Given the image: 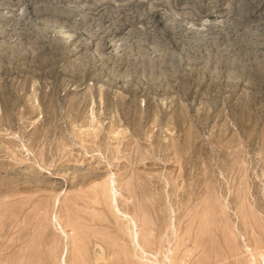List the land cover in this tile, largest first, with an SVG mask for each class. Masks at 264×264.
<instances>
[{"label": "rangeland", "instance_id": "1", "mask_svg": "<svg viewBox=\"0 0 264 264\" xmlns=\"http://www.w3.org/2000/svg\"><path fill=\"white\" fill-rule=\"evenodd\" d=\"M0 45V264H264V0H0Z\"/></svg>", "mask_w": 264, "mask_h": 264}, {"label": "bare ground", "instance_id": "2", "mask_svg": "<svg viewBox=\"0 0 264 264\" xmlns=\"http://www.w3.org/2000/svg\"><path fill=\"white\" fill-rule=\"evenodd\" d=\"M0 46H1V45H0ZM37 65H38V64H37ZM38 66H39V65H38ZM192 70H193V69H192ZM114 81H115V80H114ZM150 82H151V81H150ZM61 83H62V82H61ZM63 112H64V111H63ZM72 114H73V113H72ZM22 116H23V115H22ZM155 121H156V120H155ZM95 133H96V132H95ZM41 134H42V132H41ZM46 136H47V135H46ZM45 138H46V137H45ZM44 140H45V139H44ZM60 142H61V141H60ZM85 142H86V141H85ZM109 142H110V141H109ZM43 143H44V142H43ZM96 143H97V142H96ZM104 144H105V143H104ZM138 145H139V144H138ZM103 146H104V145H103ZM100 147H101V146H100ZM55 148H56V147H55ZM128 148H129V147H128ZM133 148H134V147H133ZM139 148H140V147H139ZM109 150H110V149H109ZM140 150H141V149H140ZM142 150H143V149H142ZM110 151H111V150H110ZM120 151H121V150H120ZM39 152H41V151H39ZM133 152H134V150H133ZM138 152H140V151H138ZM117 153H118V152H117ZM136 153H137V152H136ZM142 153H143V152H142ZM36 154H37V153H36ZM130 154H131V153H130ZM112 155H113V154H112ZM116 155H117V154H116ZM136 155H138V154H136ZM37 156H38V155H37ZM42 156H43V154H42ZM105 156H106V155H105ZM46 157H47V156H46ZM112 157H113V156H112ZM44 158H45V157H44ZM118 158H119V157H118ZM127 159H128V158H127ZM137 159H138V158H137ZM144 159H145V158H144ZM54 160H55V159H54ZM54 160H53V161H54ZM132 161H133V159H132ZM139 161H140V160H139ZM41 162H42V161H41ZM128 162H129V161H128ZM133 162H134V161H133ZM136 162H137V161H136ZM130 163H131V162H130ZM52 164H53V162H52ZM133 164H134V163H133ZM53 165H54V164H53ZM129 165H130V164H129ZM48 166H49V165H48ZM43 168H44V167H43ZM99 169H100V168H99ZM49 170H50V169H49ZM1 171H2V170H1ZM111 172H112V171H111ZM124 172H126V171H124ZM112 173H113V172H112ZM126 173H127V172H126ZM126 173H125L124 175H126ZM32 174H33V172H32ZM118 174H119V173H118ZM143 174H144V173H143ZM143 174H142V175H143ZM100 175H101V173L99 174L98 172L95 171L93 174H91V175H89L88 177H85V178L89 181V180H91V179H93V178L99 179V178H100ZM138 175H139V174H138ZM81 176H82V175H81ZM130 176H131V175H130ZM107 177H108V178H107V180L104 182V184H105V188H106V190H107V192H106V193H107V194H106V195H107L106 199H107V201H108L109 204H110L109 198H112V197H115V196H116V195L114 196V192H115V188H116V187H115V185H114V180L111 178V176H107ZM128 177H129V176H128ZM128 177H127V178H128ZM139 177H140V176H139ZM120 178H121V177H120ZM123 178H124V176H123ZM131 178H132V177H131ZM131 178H130V179H131ZM135 179H136V178H135ZM135 179H134V180H135ZM83 180H84V179H83ZM87 180H85V181H87ZM128 180H129V179H128ZM76 181H77V180H76ZM81 181H82V180H81ZM130 181H131V180H130ZM138 181H140V180H138ZM31 182H32V181H31ZM72 182H73V181H72ZM125 182H126V181H125ZM128 182H129V181H128ZM128 182H127V183H128ZM131 182H132V181H131ZM131 182H130V183H131ZM68 183H69V182H68ZM86 183H87V182H86ZM127 183H126V184H127ZM144 183H145V182H144ZM117 184H119V183H117ZM123 184H124V183H123ZM145 184H146V183H145ZM191 184H192V183H191ZM19 185H22V184H19ZM71 185H74V183H71ZM121 185H122V184H121ZM159 185H160V184H159ZM172 185H173V184H172ZM17 186H18V185H17ZM17 186H16V187H17ZM38 186H39V184H37V183H36V185H32V186H31V185H28V186L22 185V186H20L19 188H16V190H19L20 188H21V189L23 188V189H25L26 191H27V190H30V191H31V190H34L35 188H37ZM41 186H42V185H41ZM140 186H141V185H140ZM137 187L140 189L139 186H137ZM194 187H195V186H194ZM38 188H40V187H38ZM156 188H157V187H156ZM191 188H192V187H191ZM122 189H124V188H122ZM45 190H46V189H45ZM136 190H137V189H136ZM151 190H152V189H151ZM156 190H157V189H156ZM92 191H93V190H92ZM102 191H103V190H102ZM124 191H126L127 194L129 193V195L134 194L133 185H132V184H131V185H128L127 188L124 189ZM143 191H145V190H143ZM104 192H105V191H104ZM137 192H140V191H137ZM137 192H136V193H137ZM146 192H147V191H146ZM185 192H186V191H185ZM193 192H194V191H193ZM37 193H38V192H37ZM116 193H117V192H116ZM116 193H115V194H116ZM120 193H121V192H120ZM120 193H119V194H120ZM136 193H135V194H136ZM147 193H148V192H147ZM139 194H140V193H139ZM43 195H44V194H43ZM92 195H93V194H92ZM136 195H137V194H136ZM183 195H184V194H183ZM196 195H197V194H196ZM48 196H49V195H48ZM51 196H52V195H51ZM53 196H54V194H53ZM145 196H146V195H145ZM88 197H89V196H88ZM130 197H131V196H130ZM187 197H188V196H187ZM23 198H24V197H23ZM80 198H81V197H80ZM127 198H128V197H127ZM141 198H142V197H141ZM143 198H144V197H143ZM174 198H175V197H174ZM184 198H185V197H184ZM191 198H192V197H191ZM194 198H195V197H194ZM31 199H32V198H31ZM42 199H43V198H42ZM57 199H58V198H57ZM86 199H87V198H86ZM89 199H90V198H89ZM122 199H123V198H122ZM129 199H130V198H129ZM133 199H134V198H133ZM149 199H150V198H149ZM44 200H46V199H44ZM69 200H70V199H69ZM81 200H82V199H81ZM90 200H91V199H90ZM90 200H89V201H90ZM92 200H93V199H92ZM112 200H113V202L116 201V200H114V198H112ZM141 200H142V199H140V201H141ZM20 201H22V200H20ZM39 201H40V200H39ZM84 201H85V200H84ZM145 201H146V200H145ZM182 201H183V200H182ZM190 201H192V200H190ZM18 202H19V201H18ZM18 202H17V203H18ZM56 202H57V201H55V203H56ZM70 202H71V201H70ZM70 202H69V203H70ZM97 202H98V201H97ZM125 202H126V200H125ZM133 202H134V200H133ZM133 202H132L131 200L129 201L130 204L133 203ZM143 202H144V201H143ZM166 202H167V201H166ZM10 203H11V202H10ZM27 203H28V202H27ZM44 203H45V202H44ZM49 203H50V202H49ZM53 203H54V202H53ZM60 203H61V202H60ZM66 203H67V202H66ZM78 203H79V202H78ZM82 203H83V202H82ZM105 203H106V202H105ZM118 203H120V202H118ZM8 204H9V203H8ZM21 204H22V203H21ZM64 204H65V203H64ZM109 204H108V205H109ZM114 204H115V203H114ZM135 204H136V202H135ZM141 204H143V203H141ZM183 204H184V203H183ZM186 204H187V203H186ZM189 204H190V203H189ZM191 204L193 205V203H191ZM24 205H25V204H24ZM45 205H46V204H45ZM45 205H44V206H45ZM49 205H50V204H49ZM69 205H70V204H69ZM84 205H85V204H84ZM88 205H89V204H88ZM96 205H97V204H96ZM118 205H119V204H118ZM120 205H122V204H120ZM120 205H119V206H120ZM143 205H144V204H143ZM146 205H147V203H146ZM160 205H161V204H160ZM212 205H213V204H212ZM41 206H42V205H41ZM124 206H125V205H124ZM132 206H133V205H132ZM141 206H142V205H141ZM141 206H140V207H137V210H136L135 206H134L133 208H135L136 211H139L138 213L143 214V212H144L143 210H144V209L142 208L143 206H142V207H141ZM154 206H155V205H154ZM194 206H195V205H194ZM204 206H205V205H204ZM207 206H208V205H207ZM17 207H18V206H17ZM51 207H52V206H51ZM85 207H86V206H85ZM94 207H95V206H94ZM109 207H112V206L109 205ZM127 207H128V208H129V207L131 208V205L126 204V208H127ZM144 207H145V206H144ZM160 207H161V206H160ZM36 208H38V207H36ZM62 208H63V207H62ZM65 208H66V207H65ZM69 208H70V207H69ZM106 208H107V206H106ZM122 208H123V207H122ZM122 208H121V209H122ZM124 208H125V207H124ZM128 208H127V210H129ZM212 208H213V207H212ZM215 208H216V207H215ZM222 208H223V207H222ZM1 209H2V208H1ZM8 209H9V208H8ZM14 209H15V207H14ZM18 209H19V208H18ZM43 209H44V208H43ZM108 209H110V208H108ZM111 209H113V208H111ZM111 209H110V210H111ZM116 209H117V208H116ZM154 209H155V208H154ZM188 209H189V208H188ZM217 209H219V208H217ZM45 210H46V209H45ZM50 210H51V209H50ZM110 210H109V211H110ZM119 210H120V209H119ZM132 210H133V209H132ZM203 210H204V209H203ZM17 211H18V210H17ZM122 211H123V209H122ZM136 211H135V212H136ZM145 211H146V210H145ZM214 211H215V210H214ZM36 212H37V211H36ZM49 212H50V211H49ZM57 212H58V211H57ZM74 212H75V211H74ZM87 212H88V211H87ZM93 212H94V211H93ZM114 212H115V211H114ZM147 212H148V211H147ZM149 212H150V211H149ZM198 212H199V211H198ZM203 212H204V211H203ZM211 212H212V211H211ZM8 213H9V212H8ZM19 213H20V212H19ZM42 213H43V212H42ZM83 213H84V212H83ZM153 213H154V212H153ZM247 213H248V212H247ZM32 214H33V213H32ZM78 214H79V213H78ZM111 214H112V213H111ZM117 214H118V213H117ZM157 214H158V213H157ZM179 214H180V213H179ZM190 214H191V213H190ZM24 215H25V214H24ZM47 215H48V214H47ZM61 215H62V213H61ZM72 215H73V214H72ZM92 215H93V214H92ZM138 215H139V214H138ZM138 215H137V216H138ZM155 215H156V214H155ZM210 215H211V214H210ZM212 215H213V213H212ZM48 216H49V215H48ZM63 216H64V215H63ZM89 216H90V215H89ZM94 216H95V215H94ZM140 216H141V215H140ZM140 216H139V217H140ZM157 216H158V215H157ZM160 216H161V215H160ZM182 216H183V215H182ZM196 216H197V214H196ZM199 216H200V215H199ZM245 216H246V213H245ZM247 216H248V215H247ZM251 216H252V215H251ZM59 217H60V216H59ZM61 217H62V216H61ZM82 217H83V216H82ZM84 217H86V216H84ZM95 217H96V216H95ZM104 217H105V216H104ZM144 217H145V216H144ZM243 217H244V216H243ZM253 217H254V216H253ZM36 218H37V217H36ZM136 218H137V217H136ZM153 218H154V217H153ZM190 218H191V217H190ZM222 218H223V217H222ZM225 218H226V217H225ZM13 219H14V218H13ZM39 219H40V218H39ZM139 219H140V218H139ZM145 219H146V218H145ZM156 219H157V218H156ZM204 219H205V218H204ZM209 219H210V218H209ZM214 219H215V218H214ZM92 220H93V219H92ZM106 220H107V219H106ZM133 220H134V217H133ZM157 220H158V219H157ZM220 220H221V219H220ZM254 220H255V219H254ZM38 221H41V220H38ZM139 221H140V220H139ZM179 221H180V220H179ZM239 221H240V220H239ZM58 222H60V221H58ZM99 222H100V219H99ZM102 222H103V221H102ZM121 222H122V221H121ZM183 222H184V220H183ZM188 222H189V221H188ZM196 222H197V221H196ZM226 222H227V221H226ZM88 223H90V222H88ZM97 223H98V222H97ZM100 223H101V222H100ZM118 223H119V222H118ZM134 223H135V221H134ZM174 223H175V222H174ZM207 223H208V222H207ZM2 224H3V222H2ZM35 224H36V223H35ZM61 224H62V223H61ZM65 224H66V223H65ZM81 224H82V223H81ZM139 224H140V223H139ZM141 224H143V223H141ZM153 224H156V223H153ZM240 224H241V223H240ZM49 225H50V224H49ZM134 225H136L137 227H139V225H137V224H134ZM145 225H146V226H150V224H149L148 222H147V224H146V222H145L144 227H145ZM160 225H161V224H160ZM171 225H172V224H171ZM175 225H176V224H175ZM181 225H182V223H181ZM245 225H246V224H245ZM3 226H4V225H3ZM90 226H91V225H90ZM122 226H123V225H122ZM140 226H141V225H140ZM213 226H214V225H213ZM216 226H217V225H216ZM228 226H230V225H228ZM68 227H70V226H68ZM80 227H81V226H80ZM93 227H94V226H93ZM101 227H102V226H101ZM142 227H143V225H142ZM153 227H154V226H153ZM155 227H156V226H155ZM159 227H160V226H159ZM75 228H76V227H75ZM88 228H89V227H88ZM107 228H108V227H107ZM121 228H122V227H121ZM161 228H162V227H161ZM178 228H179V227H178ZM204 228H205V227H204ZM211 228H212V227H211ZM27 229H29V228H27ZM84 229H85V228H84ZM86 229H87V228H86ZM124 229H125V228H124ZM147 229H148V228H147ZM200 229H201V228H200ZM229 229H230V228H229ZM40 230H41V229H40ZM76 230H78V229H76ZM41 231H42V230H41ZM46 231H47V230H46ZM140 231H141V230H140ZM145 231H146V230H145ZM153 231H155L154 228H153L152 232H153ZM162 231H163V230H162ZM0 232H1V231H0ZM18 232H19V231H18ZM24 232H25V231H24ZM27 232H28V231H27ZM37 232H38V231H37ZM77 232H78V231H77ZM83 232H84V231H83ZM94 232H95V231H94ZM119 232H120V231H119ZM203 232H204V231H203ZM34 233H35V232H34ZM42 233H43V232H42ZM74 233H76V232H74ZM85 233H87V232H85ZM125 233L127 234V231H126ZM139 233H140V232H139ZM174 233H175V232H174ZM205 233H206V232H205ZM218 233H219V232H218ZM24 234H25V233H24ZM39 234H40V233H39ZM43 234H44V233H43ZM76 234H77V233H76ZM93 234H94V233H93ZM104 234H105V233H104ZM141 234H142V233H141ZM149 234H150V233H149ZM151 234H152V233H151ZM153 234H154V232H153ZM155 234H156V233H155ZM200 234H201V233H200ZM200 234L197 233L198 237H199ZM212 234H213V233H212ZM227 234H228V233H227ZM41 235H42V234H41ZM108 235H109V234H108ZM108 235H107V236H108ZM110 235H111V234H110ZM197 235H195V236H197ZM202 235H203V234H202ZM202 235H200V236H202ZM207 235H208V234H206V236H207ZM209 235H210V234H209ZM214 235H215V234H214ZM1 236H2V235H1ZM18 236H19V235H18ZM133 236H136V235H133ZM175 236H176V235H175ZM211 236H212V235H211ZM47 237H48V236H47ZM53 237H54V236H53ZM147 237H149V236H147ZM190 237H191V236H190ZM202 237H204V236H202ZM23 238H24V237H23ZM83 238H85V237H83ZM99 238H100V237H99ZM108 238H109V237H108ZM120 238H121V237H120ZM142 238H143V237H142ZM195 238H197V237H195ZM195 238H194V241H196ZM199 238H200V237H199ZM199 238H198V239H199ZM212 238H213V236H212ZM216 238H217V237H216ZM225 238H226V237H225ZM228 238H229V236H228ZM233 238H234V237H233ZM19 239H20V238H19ZM24 239H25V238H24ZM37 239H38V238H37ZM76 239H77V238H76ZM87 239H88V238H87ZM90 239H91V238H90ZM106 239H107V238H106ZM109 239H110V238H109ZM128 239H129V238H128ZM0 240H1V239H0ZM30 240H31V239H30ZM38 240H39V239H38ZM45 240H47V239H45ZM52 240H53V238H52ZM55 240H56V239H55ZM83 240H84V239H83ZM94 240H95V239H94ZM99 240H100V239H99ZM129 240H130V239H129ZM145 240H146V239H145ZM154 240H155V239H154ZM10 241H11V240H10ZM22 241H23V240H22ZM49 241H50V240H49ZM85 241H86V240H85ZM90 241H92V239H91ZM97 241H98V240H97ZM135 241H136V240H135ZM186 241H187V240H186ZM200 241H201V240H200ZM206 241H207V240H206ZM206 241H205V242H206ZM216 241H217V240H216ZM53 242H54V241H53ZM93 242H94V241H93ZM196 242H198V241H196ZM196 242H195V243H196ZM201 242H202V241H201ZM207 242H208V241H207ZM232 242H234V241H232ZM54 243H55V242H54ZM104 243H105V241H104ZM124 243H125V242H124ZM143 243H144V241H143ZM143 243H142V244H143ZM147 243H148V242H147ZM155 243H156V242H155ZM185 243H187V242H185ZM191 243H192V242H191ZM193 243H194V242H193ZM27 244H28V243H27ZM27 244H26V245H27ZM30 244H31V243H30ZM51 244H52V243H51ZM96 244H97V243H96ZM107 244H109V243H107ZM120 244H121V243H120ZM149 244H150V243H149ZM149 244H148V245H149ZM179 244H180V243H179ZM188 244H189V241H188ZM188 244H187V245H188ZM196 244H197V243H196ZM196 244H195V245H196ZM203 244H205V243H203ZM208 244H209V242H208ZM10 245H11V244H10ZM60 245H61V244H60ZM88 245H89V244H88ZM93 245H94V244H93ZM104 245H105V244H104ZM143 245H144V244H143ZM169 245H170V244H169ZM199 245H200V243H199ZM5 246H6V245H5ZM28 246H31V245H28ZM44 246H45V245H44ZM53 246H55V245H53ZM144 246H145V245H144ZM146 246H147V245H146ZM146 246H145V247H146ZM161 246H162V245H161ZM201 246H202V245H201ZM230 246H231V245H230ZM230 246H229V247H230ZM9 247H10V246H9ZM9 247H8V248H9ZM24 247H25V246H24ZM41 247H42V246H41ZM80 247H82V246H80ZM101 247H102V246H101ZM142 247H143V246H142ZM183 247H184V246H183ZM214 247H215V246H214ZM234 247H235V246H234ZM58 248H59V247H58ZM93 248H94V246H93ZM103 248H104V247H103ZM107 248H108V247H107ZM111 248H112V247H111ZM114 248H115V247H114ZM184 248H185V247H184ZM188 248H189V247H188ZM203 248H204V247H203ZM207 248H208V247H207ZM210 248H211V247H210ZM220 248H221V247H220ZM5 249H6V248H5ZM9 249H10V248H9ZM46 249H47V248H46ZM59 249H60V248H59ZM79 249H80V248H79ZM86 249H88L87 246H86ZM7 250H8V249H7ZM29 250H30V249H29ZM34 250H35V249H34ZM55 250H56V249H55ZM108 250H109V249H108ZM113 250H114V249H113ZM115 250H116V249H115ZM123 250H124V249H123ZM180 250H182V249H180ZM207 250H209V249H207ZM220 250H221V249H220ZM227 250H228V249H227ZM231 250L233 251V253H234L235 255H238V254H236V253H238L237 251H236V253H235V251H234L235 249H234V250L231 249ZM1 251H2V250H1ZM16 251H17V250H15V252H16ZM39 251H40V249H39ZM42 251H43V249H42ZM57 251H58V250H57ZM78 251H80V250H78ZM82 251H83V250H82ZM106 251H107V250H106ZM106 251H105V252H106ZM184 251H185V250H184ZM203 251H204V250H203ZM209 251H210V250H209ZM228 251H229V250H228ZM241 251H242V250H241ZM36 252H37V251H36ZM76 252H77V251H76ZM127 252H128V251H127ZM179 252H180V251H179ZM220 252H221V251H220ZM230 252H231V251H230ZM2 253H3V252H2ZM19 253H20V252H19ZM31 253H32V252H31ZM52 253H53V252H52ZM58 253H59V252H55L53 255H54V256H57ZM72 253H73V252H72ZM82 253H83V252H82ZM109 253H110V252H109ZM173 253H174V252H173ZM173 253L171 252V254H173ZM208 253H209V252H208ZM228 253H229V252H228ZM26 254H27V253H26ZM29 254H30V253H29ZM42 254H43V253H42ZM55 254H57V255H55ZM116 254H117V253H116ZM116 254H115V255H116ZM177 254H178V252H177ZM191 254H192V253H191ZM222 254H223V253H222ZM231 254H232V252H231ZM234 254H233V255H234ZM239 254H240V253H239ZM8 255H9V254H8ZM46 255H47V254H46ZM60 255H62V254L60 253ZM60 255H58V256H60ZM64 255H65V254H64ZM64 255H62V256H64ZM178 255H179V254H178ZM199 255H200V254H199ZM235 255H234V256H235ZM246 255H247V254H246ZM246 255H245V256H246ZM2 256H3V255H2ZM51 256H52V255H51ZM79 256H80V255H79ZM112 256H113V255H112ZM172 256H173V255H172ZM174 256H175V255H174ZM182 256H183V254H182ZM192 256H193V255H192ZM214 256H215V255H214ZM229 256L232 257L230 254H229ZM24 257H25V255H24ZM46 257H47V256H46ZM46 257H45V258H46ZM52 257H53V256H52ZM52 257H51V258H52ZM106 257H108V256H106ZM129 257H130V256H129ZM220 257H221V255H220ZM253 257H254V256H253ZM10 258H11V256H10ZM21 258H22V257H21ZM53 258H54V257H53ZM62 258H64V257H62ZM168 258H169V257H168ZM173 258H174V257H172L171 259L173 260ZM184 258H185V257H184ZM186 258H187V256H186ZM234 258H236V257H234ZM239 258H241V257H238V259H239ZM244 258H245V257H244ZM8 259H9V258H8ZM18 259H19V258H18ZM32 259H33V257H32ZM39 259H40V258H39ZM58 259H59V258H58ZM64 259H65V258H64ZM106 259H108V258H106ZM169 259H170V258H169ZM210 259H211V258H210ZM41 260H42V259H41ZM44 260H45V259H44ZM54 260H56V257L54 258ZM54 260H53V261H54ZM73 260H74V259H73ZM174 260H175V259H174ZM192 260H193V259H192ZM198 260H199V259H198ZM203 260H205V259H203ZM212 260H213V259H212ZM9 261H10V260H9ZM26 261H27V260H26ZM33 261H34V260H33ZM35 261H36V260H35ZM46 261H47V260H46ZM50 261H51V260H50ZM56 261H58V260H56ZM62 261H63V260H61V262H62ZM68 261H69V260H68ZM128 261H129V260H128ZM176 261H178V259H176ZM179 261H180V260H179ZM179 261H178V262H179ZM185 261H187V260H185ZM234 261H236V259H234ZM234 261H233V262H234ZM251 261H253V260H251ZM19 262H20V261H19ZM54 262H55V261H54ZM63 262H64V261H63ZM75 262H78V261L76 260ZM181 262H182V260H181ZM183 262H184V260H183ZM183 262H182V263H183ZM209 262H210V261H209ZM8 263H9V262H8ZM25 263H26V262H25ZM30 263H31V262H30ZM65 263H66V261H65ZM65 263H64V264H65ZM79 263H80V262H79ZM121 263H122V262H121ZM133 263H135V262H133ZM171 263H172V262H171ZM202 263H204V262H202ZM210 263H211V262H210ZM224 263H225V262H224ZM236 263H237V261H236ZM238 263H239V262H238ZM244 263H245V262H244ZM45 264H47V263H45ZM56 264H57V263H56ZM67 264H68V262H67ZM74 264H75V263H74ZM82 264H83V263H82ZM108 264H112V263H108ZM174 264H175V262H174ZM228 264H229V263H228ZM232 264H233V263H232ZM241 264H242V263H241ZM252 264H256V261H254V263H252Z\"/></svg>", "mask_w": 264, "mask_h": 264}]
</instances>
